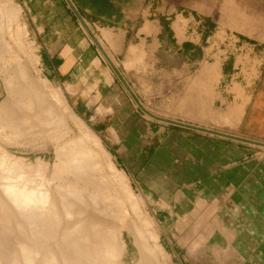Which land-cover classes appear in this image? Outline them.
<instances>
[{"label":"crops","instance_id":"obj_1","mask_svg":"<svg viewBox=\"0 0 264 264\" xmlns=\"http://www.w3.org/2000/svg\"><path fill=\"white\" fill-rule=\"evenodd\" d=\"M20 1L79 115L157 139V221L202 239L185 263L264 264V0Z\"/></svg>","mask_w":264,"mask_h":264},{"label":"bare ground","instance_id":"obj_2","mask_svg":"<svg viewBox=\"0 0 264 264\" xmlns=\"http://www.w3.org/2000/svg\"><path fill=\"white\" fill-rule=\"evenodd\" d=\"M18 19L17 7L10 0H0V63L10 60L20 63V75L11 73L4 80L5 89L2 87L0 90L3 96L4 91L8 93L0 106V119L3 120L0 127H17L14 120L18 118L16 107L20 104L22 108L35 112L36 118L46 113L47 126L51 122H54L53 126L62 125L64 129L57 132L58 128L55 130L54 127L56 134L52 135L53 140L62 141V136L69 134L70 128L63 122V114L58 108L40 104L44 92L33 82V77L36 78L33 74L39 76V60L37 57L34 60L29 53L27 29ZM5 53L10 60H5ZM44 79L39 82L47 83ZM44 145L46 150L52 149L50 139H45ZM56 161L53 175L59 178L74 176L76 185H72L70 181L72 186L65 187L64 184L62 187L57 184L40 187L27 181L25 172L18 175L12 168L3 171L0 160L1 192L12 201L15 210L28 213L30 218L37 221L39 227L32 237L44 239L48 244L51 240L55 241L53 248L48 247L49 253L45 254L44 262L96 264L104 260L119 259L126 251L123 241L125 230H129L130 236L141 242V235L137 233L132 220L145 217L148 221V218L144 216L133 192L119 179L118 170L113 163L104 159L105 164L102 165L90 146L81 144L80 141H72L70 145L59 149ZM38 168L43 173L48 170L42 163L38 164ZM87 187L92 191H86L84 188ZM1 207L4 215L0 213V264H33L35 256L31 248L32 241L22 240L15 244L11 233L4 231V228L12 224V215L15 213L6 208L0 196ZM151 236L157 248V236ZM140 264L158 262L154 254L148 253Z\"/></svg>","mask_w":264,"mask_h":264},{"label":"rangeland","instance_id":"obj_3","mask_svg":"<svg viewBox=\"0 0 264 264\" xmlns=\"http://www.w3.org/2000/svg\"><path fill=\"white\" fill-rule=\"evenodd\" d=\"M10 1L19 11L18 22L27 29L28 51L34 60L36 57L39 60L41 44L36 38V31L31 25L25 3L20 0ZM4 58L5 60H10L6 53L4 54ZM19 64V62L11 60L0 63L1 88L3 87L5 89L4 80L11 73H15L17 76L20 75ZM32 71L35 73L34 68H32ZM33 76L36 77H33L35 85L40 87L44 92L40 104L42 106L58 108L61 111L63 114V122H66L70 128L69 134L63 135L62 141L58 142V140H53L52 135L56 134L54 127L55 130L58 128L57 132H61L64 127L55 124L53 126L52 124L54 122L49 123L47 126V123H45L48 119L46 113H42L40 114L41 116L39 115L36 118L35 112L24 107L22 108L19 104L18 108L16 107L18 120H14L17 127L8 125L0 127V160L2 162V170L7 171L12 168L18 175L25 172L27 181L33 182V184L40 187H43V185L44 187L56 186L57 184V186L62 187H64V184L65 187L76 185L77 180L73 178L74 176L66 175L65 177L59 178V176L53 175L54 167L57 163V151L64 148L65 145H70L72 141H80L81 144L85 143L89 145L93 154L100 158L102 165L105 164L104 159L114 164L118 170L119 179L133 192L144 216L148 218V221L144 219L145 217L141 219L134 218L132 220L134 228L141 235V242H137L135 237L130 236L129 230H125L123 241L126 251L122 256L119 259L104 260L96 264H140L143 258H147L148 253L155 255L158 264H186V242L192 245L193 242L201 241L202 239L187 237V234L190 236L191 233L196 234L197 229L193 231L191 225L187 230V222L185 220L176 222V216L174 217V221H171L169 216L166 219L162 217L164 221L163 225L157 221V139L149 143L137 140L126 142H113L108 140L107 138L111 137V135L107 136L101 133L104 128L103 125L99 126L96 120H90L79 115L74 108L75 100L72 97H68L60 87L50 83L41 74L40 70L39 76L36 74H33ZM41 79L47 80V83L39 82ZM5 96H8V93H5V91L4 96L0 94V106ZM145 116L147 119L155 118L157 120V113L152 110H148ZM39 118L40 120H38ZM1 123H3V120L0 119ZM45 139H50L52 143L51 150H46L47 148L44 145ZM39 163H42L45 168H48L47 172L43 173L39 171ZM82 186L84 185L82 184ZM84 189H87L89 192L92 191L90 187ZM0 196L6 208L11 209L15 213L12 215V224L4 228V231L6 230V232L11 233V238L15 241V244H18L22 240H27L30 243L32 241L33 246L31 248H33L35 256L33 264H45L44 258L45 254L49 253L48 247L53 248L55 241L51 240L52 242L48 244L44 239L41 240L32 237L33 233L39 227L37 221L30 218L28 213L26 214L21 210H15L12 201L1 190ZM0 211L4 215L2 207ZM196 225L197 223H195ZM171 227L174 229V237L169 235ZM1 231L3 232V230ZM152 234L157 236V248L154 245ZM212 245L213 243L210 244V246ZM40 250L43 251V254ZM223 257L224 254L214 253L210 249L207 261H216L218 258L222 260ZM239 258L240 255H234L232 262L237 264ZM46 264L49 263L47 262Z\"/></svg>","mask_w":264,"mask_h":264},{"label":"water","instance_id":"obj_4","mask_svg":"<svg viewBox=\"0 0 264 264\" xmlns=\"http://www.w3.org/2000/svg\"><path fill=\"white\" fill-rule=\"evenodd\" d=\"M0 90H2V88L0 87Z\"/></svg>","mask_w":264,"mask_h":264}]
</instances>
